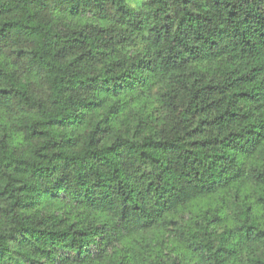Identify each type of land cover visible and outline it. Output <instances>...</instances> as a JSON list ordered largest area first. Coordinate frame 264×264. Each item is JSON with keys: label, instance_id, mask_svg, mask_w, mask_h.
<instances>
[{"label": "trees", "instance_id": "16d2710c", "mask_svg": "<svg viewBox=\"0 0 264 264\" xmlns=\"http://www.w3.org/2000/svg\"><path fill=\"white\" fill-rule=\"evenodd\" d=\"M0 264H264V0H0Z\"/></svg>", "mask_w": 264, "mask_h": 264}]
</instances>
